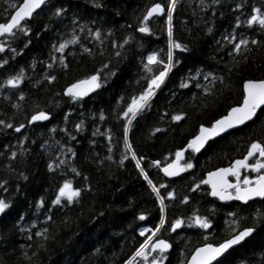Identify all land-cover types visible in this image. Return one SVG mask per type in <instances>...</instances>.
I'll list each match as a JSON object with an SVG mask.
<instances>
[{"label":"trees","instance_id":"obj_1","mask_svg":"<svg viewBox=\"0 0 264 264\" xmlns=\"http://www.w3.org/2000/svg\"><path fill=\"white\" fill-rule=\"evenodd\" d=\"M21 1L0 0V22ZM169 3L49 0L0 38V200L7 205L0 211V264H125L130 257L151 264L150 253H133L157 227L161 204L132 153L165 204L160 236L171 248L162 264H185L196 246L243 228L250 236L212 264H264V198L223 202L201 183L207 170L244 156L252 141L264 143V107L201 153L188 150L185 160L195 165L168 180L171 197L155 163L172 159L200 125L240 104L245 80L264 79V26L247 22L254 8L264 14V0H176L171 39L182 47L171 49V62ZM153 4L163 11L145 21ZM142 25L149 31H139ZM242 39L248 43L237 51ZM169 63L144 106L131 119L122 115ZM17 75L19 84L5 83ZM92 75L98 86L73 99L69 86ZM40 112L46 117L32 120ZM65 181L79 195L53 203ZM196 216L209 226L186 221L169 230ZM142 226L149 231L140 233Z\"/></svg>","mask_w":264,"mask_h":264},{"label":"snow or ice","instance_id":"obj_2","mask_svg":"<svg viewBox=\"0 0 264 264\" xmlns=\"http://www.w3.org/2000/svg\"><path fill=\"white\" fill-rule=\"evenodd\" d=\"M43 0H23V3L16 8L14 14L11 15V18L7 21V23H0V33H11L14 26L18 25L20 21L28 17L32 14L35 8H38ZM176 0H170V3L167 6V12L169 21L171 20L172 10L175 7ZM62 9L57 8L56 14H59ZM163 11L160 4H153L148 10L147 14L144 16V20H148L153 13H158ZM253 15L247 21L249 24L253 22H258L260 25L264 26V14H260L259 9H253ZM141 32L149 31L147 26H141L139 29ZM169 34V51H168V60L171 62L172 59V48H181L182 45L173 41L172 37V28L169 23L168 28ZM98 36L99 33L97 32ZM248 43L247 40H241L238 44H236V50L239 51L241 45H246ZM253 44L256 43L255 40L252 41ZM65 47V44H61V50ZM3 45H0V50H2ZM149 64L156 61L155 53H152L148 56ZM163 64V61H160ZM149 64H145V68L151 71L149 68ZM169 64H165L163 71H160L157 75L153 76V78L148 82V88L145 89L140 96L133 97L132 102L128 104L127 110L122 113V115L126 116L128 119H131L132 115H135L136 111L144 106V103L148 100V98L152 95L153 86L158 85L159 82L164 78L165 73L168 71ZM49 79H52L49 77ZM97 77L95 75L87 77L85 80H79L76 83L69 86L67 89L75 99L77 96H82L85 94V91H91L93 87H97L98 85L95 83ZM8 85H16L20 83L19 75L9 78L5 81ZM87 84L88 87L86 89L79 88V85ZM244 95L243 102L238 104L237 106L231 107L226 115L221 116L219 119H216L212 122L210 127H205L204 125L200 126L199 134L195 136L192 140L189 141L187 147L192 148L194 151L199 150V148L203 145L204 141L209 137L216 136L218 133L224 132L226 129L233 127L234 125L243 124L245 121L249 120L256 112L257 108L261 105H264V79L260 80H246L243 84ZM131 113V115H130ZM183 113L173 115V120H179ZM46 114L43 112L37 113L32 116V120L43 119ZM3 121H0V124H3ZM22 127V125H21ZM127 132V125H125V133ZM125 147L130 149V145L127 143ZM258 153V156L254 154ZM15 155V153H13ZM133 158H135V153H132ZM177 158L181 156V152L178 151L176 153ZM249 157H254L255 163H247ZM264 143L259 141H252L246 155L242 159H236L232 161L231 165L226 168H218L215 171H211L207 173L208 179L205 181H201V183H208L212 185V195L219 196L221 200L231 199L232 193L228 191V189H234L236 196L240 200H247L252 196H262L264 197ZM155 163H159L158 161ZM175 164V162H174ZM51 167V165H49ZM137 167H140V162L137 160ZM192 164L189 162L186 165L178 166L179 171H183L184 168H191ZM241 168H251L253 171H257V175L252 177L251 179L245 175L242 180L243 187L241 186L240 181V169ZM163 171L168 176L176 175V170H173V165H167L163 169ZM141 173H143V169H141ZM228 173H232L237 177L236 183H231L226 178ZM144 178L148 180L146 174H144ZM148 183L152 185V181L148 180ZM152 190L156 192V186L152 185ZM80 193V189L72 188L71 183L69 181H65L64 184L59 189V195L57 199L53 201V203H57L60 199V196H66L68 201L71 202L73 197L78 196ZM167 195L171 197L173 195L172 192H168ZM159 198V197H158ZM185 200L188 199L187 196L184 197ZM161 200V213L163 214L164 206L163 199ZM7 205L3 200H0V211H3ZM196 224H199L203 228H207L209 226L210 221L206 220L203 217L196 216L195 221ZM161 223H163V216H161ZM235 223V221H233ZM181 224V220L177 219L172 223V228H176ZM160 225H157V229ZM146 231V230H145ZM252 231L251 228H244L239 233L232 235L229 239H225L223 242L218 243L216 245L212 244H204L202 247H198L192 253V258L189 261V264H209L215 257L219 256L222 252L225 251L230 245L237 243V241L243 239ZM155 232V229L153 230ZM143 234V233H142ZM39 235V233H37ZM151 240V237H149ZM148 246V240H145L143 244L140 245L139 248L133 253V257H147L148 253L144 251V249ZM153 249H159L160 252H163L166 248L169 247L168 242L165 240H157L154 244L151 245ZM125 264H134L133 258L130 257ZM151 264H162V260L153 259Z\"/></svg>","mask_w":264,"mask_h":264},{"label":"water","instance_id":"obj_3","mask_svg":"<svg viewBox=\"0 0 264 264\" xmlns=\"http://www.w3.org/2000/svg\"><path fill=\"white\" fill-rule=\"evenodd\" d=\"M48 1H49V0H43V2L41 3V5H40L38 8H35L30 16L23 18V19L20 21V23H19L18 25H16V26L13 27L12 32H13L14 29H16L19 25H21L25 20L30 19V18H31V17H32V16H33L38 10H40V9L44 6V4H45L46 2H48ZM22 3H23V0H22V1L16 6V8H18L19 5L22 4ZM161 7H162V6H161ZM16 8L12 11L11 15L14 14ZM162 9H163V7H162ZM161 12H162V11H160V12H158V13H153L152 16L157 15V14H160ZM11 15H10L9 19L11 18ZM9 19H8V20H9ZM8 20H7V21H8ZM7 21H6V22H0V23H7ZM12 32H11V33H12ZM7 34H10V33H0V38H1L2 36H4V35H7ZM248 80H260V79H248ZM245 81H246V80H245ZM243 84H244V82H243ZM86 86H87L86 84H85V85H79V88H81V89H85ZM243 92H244V88H243ZM68 93H70V92H68ZM242 102H243V99H242L241 103H242ZM237 105H238V104H237ZM237 105H234V106H237ZM234 106H231V107H234ZM231 107H230V108H231ZM263 107H264V105H261L259 108H257L255 114H254L249 120L245 121L243 124L234 125L233 127L226 129L224 132L218 133L216 136L209 137L207 140L204 141L203 145L199 148V150L194 151L192 148L187 147V145H188V143H189L190 140H192L195 136H197V135L199 134V130H200V127H199L197 133H196L195 135H193V136L188 140L187 144H186L183 148H181L180 150H178V151L181 152V156H180L179 158H177V156H176V154H175V156H174V158H173V160H172L171 162H169V163H167V164H165V165H163V166L160 167L162 174H163L164 176L168 177V178H173V177H177V176L182 175L183 172H184V170H183V171H179V170H178V166H182L181 161H182V159H183V157H184V155H185V153H186L187 150H193V151L196 152V153H200L202 150H204V149L206 148V146L208 145V143H209L211 140H214V139H216V138H218V137H220V136H222V135H224V134H227V133L231 132V131L234 130V129L240 128V127H242L243 125H245L246 123H248V122H250L251 120H253V119L255 118L256 114L258 113V111H259L261 108H263ZM230 108H229V109H230ZM229 109H228V110H229ZM228 110H227V112H228ZM227 112H226L224 115H226ZM222 116H223V115H222ZM45 117H46V116H45ZM220 117H221V116H220ZM220 117H219V118H220ZM219 118H217V119H219ZM43 119H44V118H43ZM36 120H38V119H36ZM215 120H216V119H215ZM215 120H214V121H215ZM211 124H212V123H211ZM211 124H210V125H205V124H203V125H204L205 127H210ZM178 151H177V152H178ZM177 152H176V153H177ZM242 158H243V157H242ZM242 158H235L234 160H236V159H242ZM234 160H233V161H234ZM157 161L159 162V160H156L155 162H157ZM174 162H175V164H174ZM159 163H160V162H159ZM159 163H156V164H159ZM167 165H173V170H176V175L168 176V175L163 171V169H164L165 166H167ZM229 166H230V165H229ZM229 166H220V167H217V168H215V169H213V170H210L209 172H211V171H215V170L218 169V168H226V167H229ZM138 168H139L140 170L142 169L141 164H140V167H138ZM143 173L145 174L144 170H143ZM207 173H208V172H207ZM207 173H206L205 180L208 179V177H207ZM144 174H143V176H144ZM230 175H233V174H232V173H228V174H227V177H226V178H227L228 180H229V176H230ZM147 177H148V176H147ZM148 180H150V179L148 178ZM148 180H146V182H147V184L152 188V185H154V183L152 182V185H150V184L148 183ZM229 182H231V181H229ZM231 183H232V182H231ZM207 185L210 187L211 192H212V185H211V184H208V183H207ZM228 190H229V189H228ZM155 193L157 194V192H155ZM157 195H158V194H157ZM213 196H214V195H213ZM215 197H217L218 199H220L219 196H215ZM236 197H237V196H236ZM232 198H233V195L231 196V199H232ZM258 198H264V197H262V196H252V197H249V199H247V200H240V199L237 197L238 201H240L241 203H244V204L247 203V202H249V201H251V200L258 199ZM231 199H225V200H222V201H228V200H231ZM220 200H221V199H220ZM163 206H164V205H163ZM164 215H165V208H164V211H163V217H164ZM243 229H244V228H243ZM243 229L238 230L237 232H235V233L232 234V235H235V234L239 233V232L242 231ZM158 230H159V228H158ZM158 230H157V231H158ZM157 231H156V232H157ZM250 234H251V232H250L247 236H245L243 239L237 241V243H235V244H233V245H230L227 249H225L224 252H222L219 256L215 257L212 261H210L209 264L214 263L215 261H217L218 259H220L223 255H225L228 251H230L231 249H233V248L239 246L240 244H242V243H243V242H244V241L250 236ZM232 235H231V236H232ZM231 236H229L228 238H225V239H229ZM225 239H224V240H225ZM157 240H165V241L168 242L169 247L166 248L163 252H167V251L170 250V246H171V245H170V242H169L166 238H163V237H157V238H155V239L153 240L152 244H154ZM224 240H222L221 242H223ZM221 242H219V243H221ZM152 244H151V245H152ZM204 244H206V243H204ZM204 244H201V245L197 246L196 248H198V247H202ZM207 244L216 245V244H218V243L215 244V243L208 242ZM196 248H195V249H196ZM195 249L192 251V253L195 251ZM154 251H159V249H153V248L151 247V252H154ZM192 253L190 254V256H189V258L187 259V261H186L185 264H189V261H190L191 258H192Z\"/></svg>","mask_w":264,"mask_h":264},{"label":"flooded vegetation","instance_id":"obj_4","mask_svg":"<svg viewBox=\"0 0 264 264\" xmlns=\"http://www.w3.org/2000/svg\"><path fill=\"white\" fill-rule=\"evenodd\" d=\"M191 152H193V154H199V153H196V152H194V151H191ZM186 153H187V151H186ZM186 153H185V155H186ZM201 153V152H200ZM185 155H184V157H183V159H182V161H181V164H182V166L183 165H186L187 163H191L192 164V167L191 168H184V172H183V174L187 171V170H191V169H193V167H194V162H195V160H185ZM255 156H258V153H256V154H254ZM174 158V157H173ZM173 158L172 159H170V160H168V161H166V162H164V163H162V164H157V166H158V169H159V171L161 172V169H160V167L161 166H163V165H165V164H167V163H169V162H171L172 160H173ZM235 158H233V159H230L229 160V162H228V164H225V165H221V166H229V165H231V163H232V161L234 160ZM262 159H264V158H262ZM247 163H255V159H254V157H249L248 158V161H247ZM217 167H220V166H217ZM216 167V168H217ZM213 169H215V168H212V169H210V170H213ZM247 169H249L250 171L252 170V169H250V168H247ZM247 169H245V168H241L240 169V181H241V186L243 187V184H242V180H243V174L245 173V171L247 170ZM210 170H207L206 172H205V176H204V180L203 181H205V177H206V173L207 172H209ZM161 174H162V172H161ZM162 176H163V178L161 179V187L162 188H164V189H168V188H171V190H167L166 191V195H167V193L168 192H172L173 194H175V191L173 190V188L168 184V180H171V179H174V178H177V177H179V176H177V177H173V178H168V177H166V176H164L163 174H162ZM181 176V175H180ZM229 181H231L233 184L234 183H236L237 182V177L236 176H234V175H230L229 176ZM205 186H203V187H205L206 189H208V193L209 194H211L212 195V192H211V189H210V187L207 185V183H203ZM155 185V184H154ZM196 188H200L201 186L200 185H196L195 186ZM157 189V188H156ZM158 191V190H157ZM229 192H231L233 195L234 194H236L235 193V190L234 189H229L228 190ZM158 194L161 196V194H160V192H158ZM168 196V195H167ZM213 196V195H212ZM213 197H215V196H213ZM216 199H218L217 197H215ZM218 200H220V199H218ZM220 201H222V200H220ZM230 201H238L237 199H236V197H233L231 200H228V201H223V202H230ZM238 202H240V201H238ZM193 218H195V217H191V219H186L185 221H183V220H181V224L179 225V226H181V225H183V223H185L186 221L187 222H189L190 223V220H193ZM164 224H165V218L163 219V223H161V219H160V221L158 222V224L157 225H160V230L162 229V227L164 226ZM194 225H197V226H200L199 224H194ZM178 226V227H179ZM178 227H176V228H172V225H171V227L169 228V230H171V231H173V230H176ZM167 239V238H166ZM168 240V239H167ZM169 241V240H168ZM170 242V241H169ZM207 243V242H206ZM204 244V243H203ZM170 245H171V242H170ZM201 245V244H200ZM199 246V245H198ZM197 247V246H196Z\"/></svg>","mask_w":264,"mask_h":264},{"label":"rangeland","instance_id":"obj_5","mask_svg":"<svg viewBox=\"0 0 264 264\" xmlns=\"http://www.w3.org/2000/svg\"><path fill=\"white\" fill-rule=\"evenodd\" d=\"M150 54H152V53H150ZM149 54V55H150ZM148 55V56H149ZM148 56H147V58H148ZM251 169V168H250ZM245 175H247L250 179L252 178V177H255L256 175H257V171H253V170H249V169H247L246 171H245V173L243 174V176H245ZM195 218H193V220H190V223L191 224H196L195 222ZM148 230L146 227H141V228H139V231H140V233H145L146 231ZM154 235H155V232H149V235L147 236V238H146V240H148V246H146V248L144 249L145 250V252H147L148 254L150 253V255H152V257H151V261L153 260V259H158V260H162L163 258V256H164V254L165 253H163V252H160V251H155V252H151V241L149 240V237H151V239L152 238H154ZM150 261V262H151ZM163 261V260H162Z\"/></svg>","mask_w":264,"mask_h":264},{"label":"bare ground","instance_id":"obj_6","mask_svg":"<svg viewBox=\"0 0 264 264\" xmlns=\"http://www.w3.org/2000/svg\"><path fill=\"white\" fill-rule=\"evenodd\" d=\"M202 151H203V150H202ZM202 151H201V152H202ZM145 174H146V173H145ZM146 175H147V174H146Z\"/></svg>","mask_w":264,"mask_h":264}]
</instances>
